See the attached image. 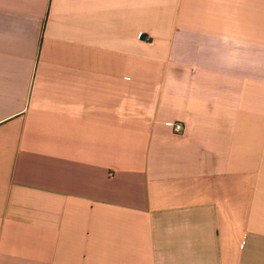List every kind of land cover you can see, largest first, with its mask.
Wrapping results in <instances>:
<instances>
[{
    "label": "crops",
    "instance_id": "1",
    "mask_svg": "<svg viewBox=\"0 0 264 264\" xmlns=\"http://www.w3.org/2000/svg\"><path fill=\"white\" fill-rule=\"evenodd\" d=\"M0 264H264V0H0Z\"/></svg>",
    "mask_w": 264,
    "mask_h": 264
},
{
    "label": "built area",
    "instance_id": "2",
    "mask_svg": "<svg viewBox=\"0 0 264 264\" xmlns=\"http://www.w3.org/2000/svg\"><path fill=\"white\" fill-rule=\"evenodd\" d=\"M168 125L173 126L178 133L183 132V125L181 123H169Z\"/></svg>",
    "mask_w": 264,
    "mask_h": 264
}]
</instances>
